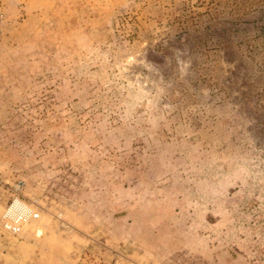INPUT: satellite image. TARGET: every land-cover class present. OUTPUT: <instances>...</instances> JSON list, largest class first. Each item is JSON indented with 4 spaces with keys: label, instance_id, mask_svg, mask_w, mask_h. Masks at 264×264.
I'll return each instance as SVG.
<instances>
[{
    "label": "rangeland",
    "instance_id": "obj_1",
    "mask_svg": "<svg viewBox=\"0 0 264 264\" xmlns=\"http://www.w3.org/2000/svg\"><path fill=\"white\" fill-rule=\"evenodd\" d=\"M3 10L0 264H264V0Z\"/></svg>",
    "mask_w": 264,
    "mask_h": 264
},
{
    "label": "built area",
    "instance_id": "obj_2",
    "mask_svg": "<svg viewBox=\"0 0 264 264\" xmlns=\"http://www.w3.org/2000/svg\"><path fill=\"white\" fill-rule=\"evenodd\" d=\"M5 0H0V34L3 27L9 24L4 13L3 5ZM24 182L17 180L15 183L6 187V198L4 201V209L1 214V227L12 234H19L23 229L36 222L40 214L29 203L22 194Z\"/></svg>",
    "mask_w": 264,
    "mask_h": 264
}]
</instances>
